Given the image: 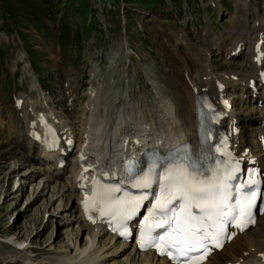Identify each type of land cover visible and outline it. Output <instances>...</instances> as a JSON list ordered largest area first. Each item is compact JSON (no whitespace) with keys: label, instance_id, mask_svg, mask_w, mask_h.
<instances>
[{"label":"rangeland","instance_id":"374dc122","mask_svg":"<svg viewBox=\"0 0 264 264\" xmlns=\"http://www.w3.org/2000/svg\"><path fill=\"white\" fill-rule=\"evenodd\" d=\"M4 1L0 0L4 13L1 15L5 18L0 22L1 27L6 29L9 23L23 31L27 30V35L22 39H25L27 48L32 47L34 50L33 61L40 69V74L37 76L31 63L30 77L22 78L20 82L23 80L29 82L32 76L36 79L38 77L44 83L49 95L51 96L52 91L54 100H58L63 90L61 82L68 68L73 69L78 76L82 74L81 78L91 74V84L98 96L99 111L103 108L111 109L122 96L135 101V105L156 113H159L157 110L163 96H176L174 100L177 101L178 93L175 92V88L170 90L168 85L170 70L175 72L171 67L169 70L164 65L165 58L161 51L165 40L166 50L171 49L181 54L179 58L182 62L184 58L189 62L190 57H193L189 55L190 49L187 53L182 47H191L194 48L192 50L194 57L198 58L199 67L207 65L214 74L217 71L218 73L228 72L229 67L246 71L243 64L247 57L244 53L239 54L237 61H227L223 55H218V47H228L227 42L231 39L234 26H237L236 22H232V18L243 20L246 24L247 16L253 20L256 13L261 14L260 17L264 15V0H225L226 10L220 6L218 0H179L178 8L172 5L171 0ZM83 1L87 8L85 9L86 21L89 19V24L82 21L79 13ZM41 11L43 14L40 13ZM221 13L223 16L219 15ZM33 14L37 19L32 17L30 21L28 15ZM212 24L219 29L213 28ZM125 26L128 46L136 54V57L134 56L136 60L133 61L125 59L123 54L124 47H122L121 39L124 34L122 28ZM175 41H180L182 47ZM231 42L232 40L229 41L230 44ZM0 51L2 53L0 61L7 64L4 72L0 71V112L2 114L0 119V264L6 259L14 260L8 264H16L15 261L24 260V254L2 242L5 236L16 234L24 241H30L31 243L28 242L30 246L37 249L50 241V246L43 250V254H38L39 259L52 256L46 253H50L54 244H56L54 249L65 244V238L56 236L59 226L51 215L52 210L57 209L62 203L59 202L54 209L52 207L56 205L58 199L54 201V204L51 203V207L50 202L47 206L45 205L52 194L51 184L47 183V187L43 188L46 195L51 191L49 197L41 200L39 197L45 195L42 194L43 190L39 195L38 186L42 182L39 179L40 175L32 179L26 178L33 164L29 159L25 161L21 158L28 151V140L22 132H19L20 145L14 148V155L9 147L14 146L16 133H10L12 128L8 114L12 115L13 129L18 127L22 131L23 128L21 119L17 118L13 109L10 96L12 93L17 95V91L22 94L27 91V88L25 84H19L17 79L19 70L16 69L13 74L9 70L10 64L13 63L12 49L10 50L5 44L0 46ZM170 57L171 55H168L169 62ZM130 58H133V53ZM172 66L174 68L175 65ZM218 66L219 68H216ZM17 67L19 68V64ZM8 76L11 79H8ZM3 78L6 79L5 82ZM174 78L176 77L172 75V85L176 82ZM150 79L155 81L154 84ZM82 81L81 79V83ZM148 84H152L154 89ZM80 93L83 94V91L79 92L75 105L78 111L75 110L73 115H68L69 119H77L78 112L83 109L81 101L84 97H81ZM62 108L63 102L55 106L56 111ZM18 163L22 165H18L17 171L13 170ZM23 173L26 175L23 176ZM17 183L19 186L16 187ZM36 187L39 190L35 191ZM34 192L37 195L34 196ZM30 198H34L33 202L25 207ZM61 201L65 202L63 198ZM71 228H74L72 232L75 240L82 244L84 234L87 233L83 231L85 228L78 230L75 223ZM263 229L264 217L249 231V234L254 237L259 235L263 237ZM77 231H80L78 236ZM114 258L120 257L110 255L104 261L110 262Z\"/></svg>","mask_w":264,"mask_h":264},{"label":"bare ground","instance_id":"6f19581e","mask_svg":"<svg viewBox=\"0 0 264 264\" xmlns=\"http://www.w3.org/2000/svg\"><path fill=\"white\" fill-rule=\"evenodd\" d=\"M252 38H255V36L253 37L250 32L245 31L240 33L235 31L231 38L234 39L232 47L227 50V54L230 50L235 48L237 43ZM175 42H179L178 45L182 47L180 41ZM166 45L165 40L162 45L164 51H166ZM182 48L188 53L189 50L187 48ZM191 55H193V53H191ZM194 55L193 57H190L189 62L186 61L185 58L182 62L175 53L171 54L169 67L175 72L172 75L176 77L174 78L176 79L174 88L175 92L178 93V98L176 101L174 100L176 96L174 99L170 96H165L166 99L159 103L157 110L160 112L163 111L162 113L151 112L145 107L135 105V101L129 99L130 101L128 103L121 97L122 99L120 98L119 101H117L112 111L105 110L102 111L101 115L96 116L93 98L88 95L87 99L84 101V104L87 106V115L83 118V123L81 125L82 137L78 141L79 147L83 143L81 149L83 155L86 156V159L90 160L95 166L118 167L120 156L118 145L121 141L120 135L122 133H124V140L137 139L139 141V144L131 146V148L136 150L150 146H155L158 149L166 148L171 143V140L175 143H180L183 140L195 143L194 88H196V92H199L198 88L206 87L207 92L212 95L214 93L213 85L215 75L210 73V69L207 66L203 67V65L199 67L197 61L198 58L194 57ZM172 65H175L174 68ZM183 73H186L187 77L183 76ZM229 73L234 74L231 71ZM203 76L204 78H202ZM65 80L67 82V87L72 89V73H69ZM31 89L36 91V100L31 97L23 96L19 110L25 121V126L32 118L33 114L42 112L44 115L57 118L56 125L59 130L66 129L71 133H74V121H71L65 115L59 113L55 114L46 107L44 103L47 101L44 97L40 96L41 89L38 85L36 86L32 83ZM38 96L40 99H37ZM37 101L39 104H37ZM133 113H136L137 116L131 117L129 120V116ZM231 114L232 113H230V115ZM133 133H136L138 137L128 138V136ZM23 134L26 135L25 130L23 131ZM18 144L19 133L15 140V145ZM3 155L4 153L2 156ZM25 158H29L37 164V166L31 169L30 174L26 175L23 173L22 175H26V178L29 179L41 175L39 178L42 179V182H40L41 184L38 186L40 189L39 195L42 190V194L45 195L39 197L41 200L49 197L51 192H48L46 195L45 189H43L44 187H47L46 183L53 182V185L51 186L52 194H50V198L46 200L45 205L47 206L50 202L49 206L51 207V203L54 204L56 199H58V202L52 207V209H54L59 202L66 204H60L57 209L52 210L51 212L52 218H54L59 226V232L56 236L60 235L65 238V244L56 249H54L56 245L54 244L50 253H46L49 255L51 254L52 256L46 257L45 259H39L38 254H41L44 252L43 250L50 246V241H47L46 244L42 247H38V249L33 248V250H27L28 248H25L22 250L25 254L24 260L20 262L15 261L16 264H145L153 262L152 256L149 252L137 253L130 243H118L115 240H112L110 236L104 234L102 228L97 225H90L81 218L76 208V200H78L79 196L74 200L76 189L71 182V173L75 170L72 163L61 169L57 168V154L55 152H45L34 142L31 143L30 150ZM64 159L67 160L66 158ZM18 165L21 166L22 164L18 163L13 167V170L16 168L19 169ZM18 169H16V171ZM17 186H19L18 183L16 187ZM38 187L35 188V191ZM35 195L37 194L34 192V196ZM62 197H65V202L61 201ZM32 199L34 200V198L27 200L25 207L31 205L33 202ZM261 217L263 218L264 214H262ZM261 217L258 218V224L262 219ZM46 221L48 222L49 219L47 218ZM73 223L76 224L75 227L77 226L78 230L85 228L83 231L87 232L84 234L85 236L82 244L74 238V233L72 232L74 228H71ZM249 230L251 229L249 228L242 233L237 234L228 244L223 246L219 252L214 253L209 260L203 264H223L227 261H239L242 264H264V236H251ZM77 232L78 236L80 231ZM262 232H264V229ZM5 238V242L10 245L14 243V240L17 242H24L27 246L31 243L27 240L24 241L16 236V234ZM108 249L109 251H106ZM222 254L223 256H221ZM110 255L115 257L119 256L120 258H114L115 260L113 259V261L110 260V262H105L104 259ZM8 262H14V260L6 259L2 264H8ZM157 263L162 264V260L159 259Z\"/></svg>","mask_w":264,"mask_h":264},{"label":"snow or ice","instance_id":"6c2138e0","mask_svg":"<svg viewBox=\"0 0 264 264\" xmlns=\"http://www.w3.org/2000/svg\"><path fill=\"white\" fill-rule=\"evenodd\" d=\"M219 151V150H218ZM196 165H185L183 162L168 168L163 176L155 172V168H149L137 179L133 188H149L155 176L159 184L161 195L150 209L149 216L140 224V238L137 241L141 249L156 248L159 254L168 255L173 261H178L176 253L197 252L201 248L208 251V244L214 242L220 246L225 238L227 226L238 218H242V226L254 223L252 209L255 207L256 191L250 189L256 181L242 183L239 187L230 183L235 179L232 172L221 175L216 170H211V175L205 172H197ZM132 173L131 167L129 168ZM120 188L93 190L92 205L99 199L105 203L100 215L111 214L114 219L123 226L124 222L132 219L139 211L142 201L148 199L147 195H129L114 198L113 193ZM179 203L177 211L176 203ZM89 200L85 199V212L89 210ZM198 210L194 214L193 210ZM158 216V218H157ZM162 229L163 232H157ZM114 231L116 229H113ZM122 232L121 235H126Z\"/></svg>","mask_w":264,"mask_h":264}]
</instances>
